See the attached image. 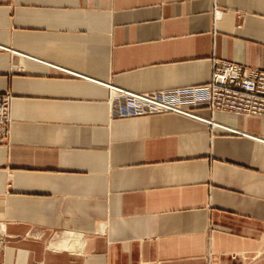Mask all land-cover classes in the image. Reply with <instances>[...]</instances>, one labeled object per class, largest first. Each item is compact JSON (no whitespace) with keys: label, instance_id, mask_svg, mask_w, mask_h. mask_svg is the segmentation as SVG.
Masks as SVG:
<instances>
[{"label":"crops","instance_id":"0c3cea01","mask_svg":"<svg viewBox=\"0 0 264 264\" xmlns=\"http://www.w3.org/2000/svg\"><path fill=\"white\" fill-rule=\"evenodd\" d=\"M217 59L264 71V0H0V264H264V118L121 95Z\"/></svg>","mask_w":264,"mask_h":264},{"label":"built area","instance_id":"2783aa9c","mask_svg":"<svg viewBox=\"0 0 264 264\" xmlns=\"http://www.w3.org/2000/svg\"><path fill=\"white\" fill-rule=\"evenodd\" d=\"M188 94L180 91L161 93H133L121 90V95L130 99L126 113L177 112L192 118H200L194 113L198 108H208L213 112H226L264 118V71L235 62L217 59L213 64L210 82L203 88ZM201 119V118H200ZM11 117V97L0 95V140L9 133ZM212 122V121H210ZM228 130L227 127L221 126Z\"/></svg>","mask_w":264,"mask_h":264}]
</instances>
